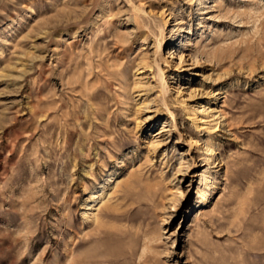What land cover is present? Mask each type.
<instances>
[{"label": "rangeland", "instance_id": "obj_1", "mask_svg": "<svg viewBox=\"0 0 264 264\" xmlns=\"http://www.w3.org/2000/svg\"><path fill=\"white\" fill-rule=\"evenodd\" d=\"M0 264H264V0H0Z\"/></svg>", "mask_w": 264, "mask_h": 264}]
</instances>
